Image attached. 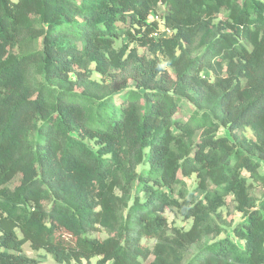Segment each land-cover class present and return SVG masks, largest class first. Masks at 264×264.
<instances>
[{
	"label": "trees",
	"instance_id": "1",
	"mask_svg": "<svg viewBox=\"0 0 264 264\" xmlns=\"http://www.w3.org/2000/svg\"><path fill=\"white\" fill-rule=\"evenodd\" d=\"M258 160L264 0H0V264H264Z\"/></svg>",
	"mask_w": 264,
	"mask_h": 264
},
{
	"label": "rangeland",
	"instance_id": "2",
	"mask_svg": "<svg viewBox=\"0 0 264 264\" xmlns=\"http://www.w3.org/2000/svg\"><path fill=\"white\" fill-rule=\"evenodd\" d=\"M222 17H223L222 14L218 15V18H222ZM149 20L159 22V19L157 18V16H155V14H151L149 16ZM161 28L164 29L165 27H163V25L160 23L159 29H161ZM162 31H164L165 34H169V32H166L167 30H165V29ZM125 41H126V37L123 36L117 40L115 45L125 43ZM129 46L134 47L139 54H147L148 53L146 48L138 47L134 42H131L129 44ZM163 66H165V65H163ZM90 67H91V73H90L91 78L96 79V80H101L102 76L94 70V64H91ZM203 74L207 77L210 76L209 72L207 70H204ZM70 75L72 77H74L73 73H71ZM180 103H181V106H180L178 112L175 114V117L182 120V121H186L188 119V117L192 114V112L194 111V107L190 103H188L186 100H181ZM233 132H235L239 135H244L245 137L250 138V139L253 138V134L249 128H243V129L240 128L238 130L237 129L234 130ZM217 135L226 136V137L232 139L231 132L225 128L220 129L217 132ZM258 161L261 164L259 170L261 173H264V162H261L260 160H258ZM179 177L182 178V176L180 174H179ZM18 179H19V175L14 177L8 183V186H11V187L14 186L18 182ZM184 179H185L188 187H190V188L193 187L192 177H185ZM251 191L253 194L258 195V196H260L262 193L261 188L257 185H254L252 187ZM164 214H165L170 225L181 227L183 229H188L191 225V219L183 218L179 213L175 212L174 210H168L167 209L164 211ZM216 220H217V222L221 223V225L224 229L223 232H225V231L230 232V226L229 225L230 224L232 225L233 223L239 222L242 220V215L240 212H238L235 209V203L233 202L231 196H229L227 198L226 204L218 209L217 215H216ZM93 234L98 235L100 238L105 236V233L102 231H98L97 233H93ZM209 238H211V236H209ZM142 242L147 247H151L153 240L152 239H143ZM22 249H23V253L25 255L32 257L36 260V264H53V263H55L51 254L47 253L43 249H39V250L32 249L29 245V242L24 243L22 246ZM195 249H196L195 247H192L191 252L195 251ZM151 259H152V255H150L148 257V259L143 262V264H148V262ZM95 261H96V258H91L89 262L83 261L80 264H90V263H94ZM69 264H76V263L71 262ZM107 264H111V262H108Z\"/></svg>",
	"mask_w": 264,
	"mask_h": 264
},
{
	"label": "built area",
	"instance_id": "3",
	"mask_svg": "<svg viewBox=\"0 0 264 264\" xmlns=\"http://www.w3.org/2000/svg\"><path fill=\"white\" fill-rule=\"evenodd\" d=\"M164 29H165V28H164ZM164 29L161 28L160 30L162 31V30H164ZM165 30H167L166 32H169V33H170V30H169V29H165ZM162 33L165 34L164 31H162ZM162 33H161V34H162ZM155 36H158V34H155Z\"/></svg>",
	"mask_w": 264,
	"mask_h": 264
}]
</instances>
